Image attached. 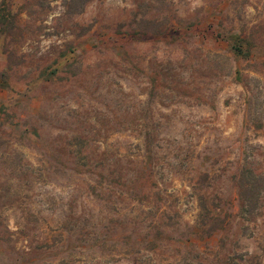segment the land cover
<instances>
[{
	"label": "rangeland",
	"instance_id": "1",
	"mask_svg": "<svg viewBox=\"0 0 264 264\" xmlns=\"http://www.w3.org/2000/svg\"><path fill=\"white\" fill-rule=\"evenodd\" d=\"M5 9L0 264H264V0Z\"/></svg>",
	"mask_w": 264,
	"mask_h": 264
},
{
	"label": "trees",
	"instance_id": "2",
	"mask_svg": "<svg viewBox=\"0 0 264 264\" xmlns=\"http://www.w3.org/2000/svg\"><path fill=\"white\" fill-rule=\"evenodd\" d=\"M5 1L6 0H2L0 4V25L4 27H7L8 25H10L12 27L14 16L6 11ZM228 40L231 44V49L235 56L237 57L243 56L245 58L248 56L247 48H245V45H244L245 41L241 39V37H239L238 35H231L228 38ZM6 87H7V78L4 75H0V91L5 89ZM239 186L241 190H244L245 192L249 190V188H247V186L242 183ZM242 199H243V203H245L248 206L249 204L248 200L245 199L244 197H242Z\"/></svg>",
	"mask_w": 264,
	"mask_h": 264
}]
</instances>
